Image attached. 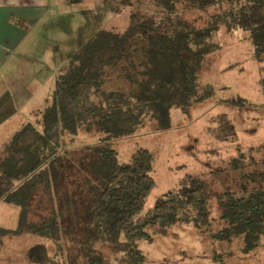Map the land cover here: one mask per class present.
Here are the masks:
<instances>
[{
  "label": "trees",
  "instance_id": "16d2710c",
  "mask_svg": "<svg viewBox=\"0 0 264 264\" xmlns=\"http://www.w3.org/2000/svg\"><path fill=\"white\" fill-rule=\"evenodd\" d=\"M154 3L153 14L136 13L125 25L101 26L83 41L55 77L50 100L39 111L40 127L24 123L2 147L0 202L18 206L16 232L28 231L58 244L64 233L62 211L51 209L39 222H32L28 220L29 204L38 186L52 198L67 157L61 150L64 134L74 136L92 126L102 132L98 143L87 145L95 157L86 176L90 217L82 247L87 264H101L95 255L96 241L116 243L127 264H142L145 255L137 242L150 239L148 227L164 231L192 221L197 229H208L213 217L206 182L188 174L178 188L166 191L143 211L155 184L153 156L139 148L127 162H120L111 140L133 133L145 119L167 128L172 107L186 113L191 105L213 94L210 84L199 82L198 68L218 48L219 31L241 30L251 41L254 55L264 56V0ZM186 11L201 12V21L186 18ZM110 79H118L121 85L107 86ZM258 83L264 94V77ZM237 98L244 102L243 97ZM235 101L230 102L239 105ZM215 122L217 126L208 127V133L216 140L238 136L226 114H219ZM261 158L251 160L252 170L240 171L242 182L237 191L227 188L217 194L221 224L210 236L220 242L240 238L244 253L264 245ZM240 162L234 158L228 164L241 170ZM25 253L36 264L54 263L43 242L31 245Z\"/></svg>",
  "mask_w": 264,
  "mask_h": 264
},
{
  "label": "rangeland",
  "instance_id": "374dc122",
  "mask_svg": "<svg viewBox=\"0 0 264 264\" xmlns=\"http://www.w3.org/2000/svg\"><path fill=\"white\" fill-rule=\"evenodd\" d=\"M155 11L154 0H51L47 19L32 29L29 53L20 63L15 55V70L21 69L17 76L24 83L22 88L28 90L15 107L18 118L26 117V123L40 127L39 111L50 100L55 77L68 57L97 28L122 26L136 13L150 15ZM184 15L200 22L203 14L186 11ZM216 40L218 48L207 54L198 68L199 82L213 88L211 96L191 105L186 113L172 107L167 128L145 119L133 133L111 140L120 162H127L139 148L148 149L153 156L155 184L143 211L166 191L178 188L188 174L206 182L210 194L213 219L208 229L201 231L192 221L164 231L157 226L148 227L150 239L137 242L145 255L142 264H264V245L244 253L240 238L220 242L210 236L221 224L217 194L227 188L237 191L242 182L240 173L253 169L252 159L264 157V94L258 83L264 77V56L254 55L247 34L239 29L221 30ZM111 85L121 82L110 79L107 86ZM33 109L37 110L32 114ZM222 113L233 121L238 135L235 139L216 140L208 133V127H216L215 119ZM7 136L0 140V157ZM102 137L95 126L81 128L74 136L64 134L61 150L66 151L67 157L55 192L50 199V194L38 186L29 204L28 220L32 222H39L51 209L62 211L64 233L58 244L28 231L17 233L18 206L0 202V264H36L25 251L40 242L53 255V264H87L82 247L90 217L86 176L95 159L87 145L98 143ZM234 158L241 161V170L228 164ZM219 167L224 172H216ZM118 248L111 242L96 241L94 245L101 264H127Z\"/></svg>",
  "mask_w": 264,
  "mask_h": 264
},
{
  "label": "crops",
  "instance_id": "0c3cea01",
  "mask_svg": "<svg viewBox=\"0 0 264 264\" xmlns=\"http://www.w3.org/2000/svg\"><path fill=\"white\" fill-rule=\"evenodd\" d=\"M50 5L51 0H0V140L7 135L8 140L27 121L18 118L15 108L28 92L17 76L21 69L15 70V55L20 63L29 53L32 29L45 22Z\"/></svg>",
  "mask_w": 264,
  "mask_h": 264
}]
</instances>
